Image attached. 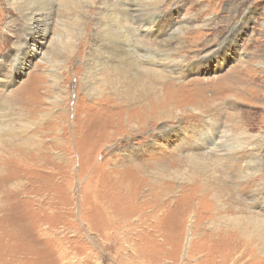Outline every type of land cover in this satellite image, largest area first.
<instances>
[{
    "label": "rangeland",
    "instance_id": "obj_1",
    "mask_svg": "<svg viewBox=\"0 0 264 264\" xmlns=\"http://www.w3.org/2000/svg\"><path fill=\"white\" fill-rule=\"evenodd\" d=\"M25 1L0 0V264H264V228L253 221L264 217V0H161L157 34L178 28L179 72L140 83L104 68L87 89L89 47L77 31L86 33L91 0H55L38 28L46 35L35 36ZM134 34L156 44V30ZM70 41L77 53L62 62ZM169 81L178 107L163 105ZM247 88L258 95L253 112ZM165 109L137 128L142 111ZM206 128L225 145L203 142ZM257 138L261 174L236 176ZM221 149L229 156L217 167ZM221 174L230 194L214 186Z\"/></svg>",
    "mask_w": 264,
    "mask_h": 264
},
{
    "label": "bare ground",
    "instance_id": "obj_2",
    "mask_svg": "<svg viewBox=\"0 0 264 264\" xmlns=\"http://www.w3.org/2000/svg\"><path fill=\"white\" fill-rule=\"evenodd\" d=\"M160 2L161 0H91L90 1V11L92 13H91L90 22H88V26H87L88 28L84 29L86 33L84 34L82 30H80L79 32L77 31V33H79L80 36V38L78 37L79 38L78 46L80 45V47H86V46L89 47L88 51L85 52L86 55L84 56V65H83V72L85 73L84 87L86 89L91 83L93 78L100 77V73L104 68H107L110 73H116L120 75L121 78L123 79H126V76L128 75H134L135 79L138 80L140 83L142 82L140 80L139 75H145L147 77L152 76L150 77L149 81L157 82L163 78L171 76L172 74L175 75L179 72L180 61L179 60L175 61L174 59L171 58L172 43L174 42L175 39H178L177 35H173L172 32H174L178 28L175 29L174 25H172V27L174 28H171V31H169L168 33L167 31L165 32L162 30L160 31V33L157 34L164 20V18H162L163 14H161ZM55 6H56L55 0H28L23 3L20 10L22 12V17L25 20L26 30L28 33H30L31 36L32 35L35 36L40 32H42L43 35H46L47 33V30H45L46 28L43 29L42 31L38 28L41 22L51 19V15L52 12L55 10ZM41 18H44V20H41ZM134 18H137L136 24L134 23ZM153 26L155 27L154 30H156V34H157V35L155 34L157 39L156 44L154 46L140 45L138 43V40L135 38L134 33L137 32L138 30L140 32L142 31L143 34H148L150 33V31L151 33H153L154 31L152 30ZM90 33H92L93 38L91 39V41H88L86 37ZM73 46H74V42L70 41L68 47H63V50L61 49H60L61 51L59 50V52L61 53L60 57L62 58V62L65 60L64 57L71 58L74 56V53H77V51L75 50L77 48ZM143 49L145 50L144 54L142 55L141 53H139V55H137V53L142 51ZM131 69H133L134 71H131ZM152 83L153 82L149 84ZM175 84L176 83L170 81L168 82L167 85L170 88L171 94H169V99L166 100L165 103H163L164 106H168L169 100H171L178 107L176 103L178 102V98H177L178 93L176 91H178L179 89L175 88ZM188 86L189 84H183L181 85L180 88L183 87V90L189 93V90L187 88ZM141 87L143 91H146L148 89L144 85ZM117 94L122 95V99L126 97L129 98L130 90L122 89L118 91ZM142 94H143L142 92L139 93L138 98ZM247 94H248V98L250 96L249 100L253 103L254 106L251 105L250 102H245L244 104L245 110L249 112H253L254 110H256V108L254 107H257L255 105V101H257L258 95L255 94L252 91V89H248V88H247ZM118 104L121 105L120 103ZM192 105H195L197 107V103L195 102ZM234 105L237 106L236 103ZM166 117H167V109H165L163 112L159 110L158 112L142 111V114L138 117V118H142V120L139 121L140 124L137 126V128L142 129L150 124L154 126L156 125V122H153L152 119H154V121L157 120L159 121L165 119ZM231 118L234 120V114H231ZM131 120L134 119H125L126 122L124 124L128 126V123L131 124L130 122ZM150 120L152 121L151 123ZM159 131L161 137H166L165 136L166 130L164 126L161 127V130ZM217 133L218 132L216 131L212 132L210 131L209 128H206L205 130L202 131V134H204L203 138L205 140L204 141L202 138L203 142L213 145L216 144L218 146L223 147L225 144L223 142L221 144L220 136L217 135ZM209 135H213V136L215 135L214 137L211 138L212 140H214L213 143H211ZM157 136L156 135L153 136L152 140L157 139ZM245 145L249 149V155L246 159L244 166H242L245 168L243 170H234V174L236 176H241L244 179L245 178L247 179L251 176H255L257 173L261 174L259 171L261 166L260 164L261 158L258 153V150L262 146V139L257 138L256 142L255 143L252 142V144H249V142H245ZM221 151L222 152H217L216 154L213 155V159L217 163L216 164L217 167H219L221 163V158L223 159V153L226 156L225 158L229 156V152L225 153V151H223L222 149ZM204 156L212 157V154L209 153ZM188 157L195 164H198L200 160V158H197L195 156H188ZM229 180L230 178L225 174L224 175L221 174L220 178L218 177V179H215L214 186L217 187V191L230 194L231 190L229 187L231 186H229ZM202 186L203 185H199L198 189L199 188L201 189ZM125 189H126V185H125ZM248 197L259 199V191H256L255 189L249 190ZM238 202L243 203L240 200H238ZM245 210L247 212L248 208L246 207ZM251 220L252 219L250 218V215L245 216L243 218L244 228H246L245 226H249L250 224H252ZM253 221L257 226H261V228H264V217L263 218L255 217L253 218ZM242 246H244V244H242ZM246 250L247 249H243L242 252L243 253L247 252Z\"/></svg>",
    "mask_w": 264,
    "mask_h": 264
}]
</instances>
